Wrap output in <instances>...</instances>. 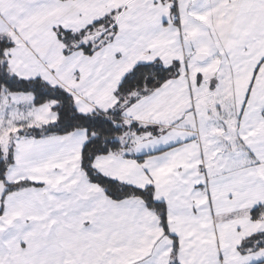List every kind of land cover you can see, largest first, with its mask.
I'll list each match as a JSON object with an SVG mask.
<instances>
[{
	"label": "snow or ice",
	"instance_id": "6c2138e0",
	"mask_svg": "<svg viewBox=\"0 0 264 264\" xmlns=\"http://www.w3.org/2000/svg\"><path fill=\"white\" fill-rule=\"evenodd\" d=\"M0 264H264V0H0Z\"/></svg>",
	"mask_w": 264,
	"mask_h": 264
}]
</instances>
